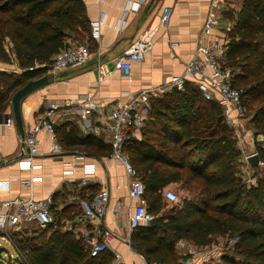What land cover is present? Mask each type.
Returning <instances> with one entry per match:
<instances>
[{
  "label": "trees",
  "instance_id": "1",
  "mask_svg": "<svg viewBox=\"0 0 264 264\" xmlns=\"http://www.w3.org/2000/svg\"><path fill=\"white\" fill-rule=\"evenodd\" d=\"M228 15L235 24L227 32L226 66L236 73L233 87L244 91L245 119L257 137H263L256 139L255 152L264 163V0H243ZM83 33L90 35L84 0H0V65L20 71L0 70V117L7 115L20 89L47 74L69 38H82ZM37 66L41 67L30 70ZM56 132L71 152L112 154V147L101 138L81 137L74 125L68 130L56 127ZM142 134V140L128 141L124 152L140 173L144 199L159 225L133 231L131 243L140 254L150 264H181L176 257L180 242L204 250L215 237L229 236L237 242L220 264H264V174L254 167L257 183H247L239 169L244 154L236 132L226 123L224 108L187 82L184 90L174 89L152 101ZM196 181L201 183L199 193L192 185ZM174 184L186 191L179 203L165 197ZM63 228L54 221L47 229L0 232L16 250L12 258L0 246V263L5 255L14 264L114 261L108 250L92 257L86 240Z\"/></svg>",
  "mask_w": 264,
  "mask_h": 264
},
{
  "label": "crops",
  "instance_id": "2",
  "mask_svg": "<svg viewBox=\"0 0 264 264\" xmlns=\"http://www.w3.org/2000/svg\"><path fill=\"white\" fill-rule=\"evenodd\" d=\"M212 1L84 0L90 38L83 33L82 38H69L68 44L87 47L91 55L88 64L62 72L56 78L47 72L43 77H49V84L22 101V129L13 114V107L6 116L0 117V204L31 198L35 201L51 200L54 221L64 227L71 226V232L85 239L89 248L92 247L91 242L108 244V251L117 258L111 264H150L131 243L133 231L129 227V217L138 203L130 198L132 179L127 176L123 165L111 156L96 157L66 150L57 132L54 140L46 130H42L36 135V140L45 154L32 159V166L37 168H23L30 160L25 139L45 110L57 105L56 127L68 130L74 125L81 137H98L112 147L109 133L89 134L91 129L102 126L99 110H91L83 117L75 106L68 105V101L90 98L107 115L111 109L122 107L129 94L155 90L168 84L173 77L183 76L193 58L200 53V48L214 42L228 44L227 32L235 24L228 13L243 4V0H225L219 24L206 30V24L213 15ZM165 8L171 10L167 26L161 23ZM96 22H101L99 39L92 35L91 25ZM140 38L146 39L148 50L144 60L133 63L130 75L126 76L116 68V60ZM0 70L20 72L10 66ZM157 98H152V101ZM7 119H12L11 125L7 124ZM243 134L240 130V135ZM142 138V130L133 132L132 139L140 141ZM246 142L240 144L239 141V145L244 147ZM56 143L60 144L63 152L49 154V149ZM89 163L95 165L96 174L90 184L82 186L83 168ZM5 184L7 188H4ZM103 189H108L110 194L108 209L100 225L95 227L85 218L81 204ZM27 226L30 224L23 227ZM0 246L14 257L9 252L11 248L15 250L12 241L0 237ZM192 247L188 242L177 245L178 262L191 259L188 249ZM219 259L218 254H214L209 263L201 256L193 264H220Z\"/></svg>",
  "mask_w": 264,
  "mask_h": 264
},
{
  "label": "built area",
  "instance_id": "3",
  "mask_svg": "<svg viewBox=\"0 0 264 264\" xmlns=\"http://www.w3.org/2000/svg\"><path fill=\"white\" fill-rule=\"evenodd\" d=\"M224 1L225 0L212 1L213 15L206 24V30L219 24ZM170 15L171 10L165 8L161 17L163 26H167ZM100 28L101 22H96L91 25L94 38H100ZM147 50L148 43L145 38L136 40L127 51L117 58L115 64L116 68L123 72L124 75L129 76L132 71L133 63L143 61ZM199 51L200 53L193 58L183 76L173 77L168 84L161 88L144 90L139 94H129L128 101L122 107L111 109L107 115H105L90 98L81 101L73 99L68 101V105L75 106L77 113L83 117L91 110H99L100 112L102 126L91 129L89 134L98 135L102 132L110 134V143L112 145L111 157L123 165L127 176L132 179V183L129 186V195L138 205L133 214L129 217V227L131 231H134L140 226L150 225V222L155 218V216L149 212L147 203L144 199L145 186L141 179H139L136 168L130 163L128 156L124 152L125 144L133 138V132L143 129L151 112L152 98H157L174 89L184 90L187 82H193L202 92L206 100L218 102L224 108L226 123L229 127L234 129L238 139L241 137V126L242 123L245 122L242 106V95L244 91L237 90L233 87V79L236 73L226 66V57L229 48L227 44L214 42L206 48H200ZM90 58L91 55L87 47L69 43L64 50L54 56L48 74L56 78L62 72L86 66ZM39 67L41 66L30 68V70L33 71ZM57 110V105H53L51 108L45 110L38 124L28 132L25 144L29 148L30 160L23 165V168H37V166H32V159L36 156L45 154V152L39 149L37 144L36 135L39 132L46 130L54 140H56V123L54 118ZM11 123L12 119H7V124L11 125ZM62 152L63 150L59 143L54 144L49 149V154ZM254 154L257 155L256 152H253L249 154V156H244L243 158L247 169L251 167L249 159ZM260 165L263 166L264 164L260 163ZM83 172L84 176L81 180V185L87 186L91 183L92 177L96 174V167L94 164H85ZM247 178L249 184L253 185L257 183V177L250 176L248 172ZM7 187V184H5L4 188ZM109 196L108 189H103L97 195L93 196V198L82 201L81 205L84 209L85 218L88 219L92 226L97 227L100 225V220L108 209ZM165 197L172 203H179L180 201L177 194L172 190H168ZM51 205V200L35 201L32 198L1 203L0 232L7 233L8 230L20 229L28 224L47 229L54 223ZM63 230L73 231V228L71 226H66ZM97 232L99 233L100 231L98 230ZM91 245L90 254L92 257H97L108 250V244L106 243L91 242ZM188 254L191 259L182 261L181 264H193L194 260L201 258V255H198L193 247L188 249ZM153 264L166 263L154 262ZM203 264L207 263L203 262Z\"/></svg>",
  "mask_w": 264,
  "mask_h": 264
},
{
  "label": "rangeland",
  "instance_id": "4",
  "mask_svg": "<svg viewBox=\"0 0 264 264\" xmlns=\"http://www.w3.org/2000/svg\"><path fill=\"white\" fill-rule=\"evenodd\" d=\"M5 67L6 66H4V65H0V68H5ZM11 68H13V67H11ZM243 111H244V109H243ZM245 115L246 114H244V119H245ZM245 122H246V125H242V127H241V132L244 133L243 134L244 137L242 138V136H243L242 135L240 137L242 139V141H241V139L239 141H240V144H242L246 140H247V142H246V145L244 147H242L241 145H239V146L242 149V152H243L244 156H249V154H250L249 152H252L254 150V148H255L256 139H258V141H262L263 137H261V136H258L257 137L256 132L254 131V129L252 128V126H250V124L248 123V120L245 119ZM244 156H243V158H244ZM253 156H255V154ZM260 163H262V162L259 161L256 166H259L261 168V170H262L261 173L264 174V165L261 166ZM250 165H251V163H250ZM256 166H253L252 167V165H251V167H249V169H247L246 166H245V164H244V161H242V164L239 166V169L241 168L242 171H243V174L246 175V181H247V183H248L247 172H248V174L250 176L256 177L255 175L253 176L254 171H255L254 167H256ZM257 180H258V178H257ZM192 185L193 186H196L195 191L197 193H199L200 192L199 191L200 190L199 188L201 186V183L199 181H196ZM169 189L172 190V191H174L177 194L179 200H181L180 199L181 196H183V197L186 196V191L184 189H182L181 185L174 184ZM30 225H32V224H30ZM27 227H29V228H33V227L37 228V226H35V225L34 226H27ZM18 230L19 229H16V230H8L7 233L12 234V233H14V231H18ZM236 242H237V238H229V236H217V237L214 238L213 243H212L211 246L205 248L204 250H198L196 248H194V250L197 251L198 255H201L204 258L208 259V262L209 263H210L211 259L214 257V254H218V256L220 258L219 260L221 261V258H222V256H223L224 253L233 252L231 250V248L234 246V244ZM9 252H10V254H12L14 256L13 258H15L16 251L11 248ZM5 258L6 259H4L3 264H14V262H15L14 259H9L6 255H5ZM209 263H207V264H209Z\"/></svg>",
  "mask_w": 264,
  "mask_h": 264
},
{
  "label": "water",
  "instance_id": "5",
  "mask_svg": "<svg viewBox=\"0 0 264 264\" xmlns=\"http://www.w3.org/2000/svg\"><path fill=\"white\" fill-rule=\"evenodd\" d=\"M49 84V77L45 76L40 79L34 80L28 83L24 88L20 89L12 99L13 114L16 118V121L19 127L22 129V114H21V105L22 101L27 98L29 95L40 90L42 87ZM260 161L258 155H255L249 159V162L252 166H256ZM2 165V162L0 163ZM159 225V219L154 218L150 222V226L155 227Z\"/></svg>",
  "mask_w": 264,
  "mask_h": 264
}]
</instances>
